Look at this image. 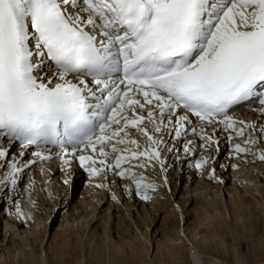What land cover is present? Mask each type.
I'll return each mask as SVG.
<instances>
[{"label": "snow or ice", "instance_id": "snow-or-ice-1", "mask_svg": "<svg viewBox=\"0 0 264 264\" xmlns=\"http://www.w3.org/2000/svg\"><path fill=\"white\" fill-rule=\"evenodd\" d=\"M52 65L54 72L40 74ZM250 100L264 112V0H0V162L9 169L0 183L15 184L21 171L15 158L8 161L13 146L59 144L58 155L77 159L92 175L99 173L90 166L97 163L120 169L117 175L131 178L147 200L155 185L133 171L145 164L121 167L140 157L164 163L162 141L141 127L146 117L137 109L148 108L154 132L167 115L177 138L188 114L244 136L255 125L240 121L237 127L228 113ZM130 126L157 147L138 150L137 141L126 138ZM259 131L264 134V125ZM201 139V147L218 144L203 130ZM255 143L249 133L234 153L250 152ZM110 152L117 154L112 164Z\"/></svg>", "mask_w": 264, "mask_h": 264}, {"label": "rangeland", "instance_id": "rangeland-1", "mask_svg": "<svg viewBox=\"0 0 264 264\" xmlns=\"http://www.w3.org/2000/svg\"><path fill=\"white\" fill-rule=\"evenodd\" d=\"M45 68H47V67H45ZM44 69H43V72L40 73L41 75L50 74V72H45ZM253 104H255V103H253ZM147 109L148 108H145L143 110L137 109L136 112L138 115H144L146 117V119L142 122L141 126H144L146 124L147 127H144V128L147 131L148 130L150 131L149 134L153 135L154 125H153L152 121L147 119ZM245 110L249 111L250 109H245ZM246 114H248V112H246ZM249 114H251V115L246 116L243 113V115L238 117V118L233 117V116L232 117L238 122L237 127L242 126L239 124L240 121H243L248 125H251V124L255 125L256 130H252V128H246L244 136L247 137L249 135V133H251L253 138L256 139V143L250 145L249 147H251L252 150L257 149L260 152H264V148L262 147V145H263L262 141L264 140V134H261L259 131L260 127L262 125H264V112L258 111V114H255V112L253 114V111H251V113H249ZM127 115H129V117H131L132 112L129 111L127 113ZM260 115H261V117L262 116L263 117L261 118ZM252 117L253 118L255 117L254 118L255 120ZM156 121H157V123L159 121L158 110H157ZM197 122H198L197 125L195 122L192 124H191V122L187 123L186 127L188 125H190V127L186 129V131L182 134V136L180 138H177L176 133H175V124L174 123L169 124L168 123V116L166 115L164 117V125H161V131L157 132L155 134L156 136L158 135V137L155 138L153 136L158 142L162 141V143H158V145L160 144V146H158L159 150L161 148L163 150L164 149L166 150V153L164 154V158L161 159L164 162L163 165H165L166 162H169L168 166H169V170L171 173L174 171V169L178 165L179 170L177 171V177L179 175L182 177L180 179H178V187L174 191L173 197H171L172 200L170 202H167V199L165 201L162 200L163 202L159 203L160 206L157 207V209H156L157 211L155 212V217H153V220L155 219L153 221L154 224L151 223L150 224L151 226L149 225V227L147 226L144 228L141 227V225H143L142 219L144 218L143 217L144 213H142V209L140 210V208H142L141 207L142 204L134 201L135 205H133L131 208H129L130 211L125 210V217H123V215L120 212L118 205H120L121 210L125 209V206L121 205V202H122L121 197H119V196L115 197L114 191H112L110 189L108 182H107V180H109L112 177V172L115 173V171H117V169L113 168V169H107L106 170V169H104V167L102 165L97 163L96 165H90V166H94L97 169H99V173L97 175H92V174H90L89 171H87L84 167H82L80 165L81 168L78 167L75 170H71V172L67 178L68 180H66V183L64 184V186L66 185L64 190H65V192H67L68 195L67 196L65 195L62 197H61V195L58 196L56 199L57 203H54L53 202L54 198L51 197V199H49L51 206H49V205H47L46 202L41 200L42 199V198H40L41 195H39V197H38V195L33 196L31 189L24 188L25 184L23 185V183L26 182V179L28 176L27 172L28 173L30 172L31 175L35 176L34 180L37 183H39L38 185L40 187L42 184H44L45 186L48 187V188L47 187L45 188V186L42 185L44 192H45L46 196L48 197V194H50V189H49L50 186L47 185V181L49 180V178L51 176L57 175V178L62 179V182H63V180H64L63 178L65 177L64 168L66 167V169H68L70 164H75V163H76L75 166H77L78 164H80V162L77 159H73L72 157L67 158V157L58 155V154H60L58 152L55 153L53 151L52 152L48 151V152L52 153L51 154L52 156L50 159H48L49 160L48 161L49 163H47L48 165L46 164V165H42V166L43 167H49V165H52V163H54L53 169H52V172L50 173V175H48L46 178H42L44 175H47V173H45L44 171L40 173V171H38L39 172V176H38V175H35L33 173V171L31 170L32 167L36 168L37 166L40 165V164H38L40 161L38 158H37L38 160L35 158L34 159L32 158L33 152L27 151L28 153L26 152V154L21 156L20 155L21 152L19 154H17V149H16L17 146L16 145L13 146L10 150L11 155L8 157V161H11L13 158H15L19 162V165L21 166V171L16 174L15 184L10 183V182L0 183V243H1L0 244V255H2V257H5V258H2V260L1 259L0 260L2 262L5 261L3 263H6V264H39V262H38L39 254L38 253L41 251V256H43L44 253L47 254V255L45 254L46 260L48 258L49 259L51 258L50 260L48 259L46 261V263L47 264H54L52 262V257H51L52 251H54V249L51 246L52 244H50L51 240H52L51 238L53 237L52 235H55L54 233L56 231L57 235L63 234V236H64V234H66V235H68V237H70L72 239L78 237L80 230L86 224L81 225L80 222H81L82 218H74V219H71V218H73L76 215V213L80 210V207H79L80 204L79 203L81 201V196H82L83 192H85L84 190L86 189V187L89 184H91L92 186L96 185V184H98V182H101V180L104 179L103 185H104V188L106 189V191L109 192V194H108V197L104 198L98 204L97 211L95 212V215L97 214V212H100V214H97V217L98 216L100 217V215L103 216L104 214H106V205L108 203L113 204V202H110L108 200L109 195L113 196L115 198L114 203H117V206H116L117 208L116 207H115L116 209L110 208L108 213H109V215H112V217L109 216V219L112 220L111 222H116L117 220L119 221V219H121V220L126 219L125 220L126 223H128V222L131 223L130 229H129L130 235L128 237L127 236L126 237L121 236L123 238L120 239V242L122 241V243H124L125 241L128 240L129 245H131V246L134 245L133 246L134 248L133 247L131 248L134 252L138 251L139 253H141V255H144V254H142V253H144V251H142L141 249H143V248L146 249L147 244H146L145 238L140 233V232H144L146 237L149 238L148 255L144 258L142 256V258H139L138 260L130 261L131 258L129 255L126 254V252L117 253L113 250L112 251L113 252L112 253V256H113L112 261L113 262H110L108 259V254H109L108 249L104 246L98 248L99 250L97 251V254H98L97 259H94L93 257H91V255L93 254L92 247L88 246L89 248H91L90 250H89V248L86 247L85 248L86 251L84 250L83 252L82 251L81 252H78V251L75 252V251L71 250V248H69L65 252V258H67V259H66V262L63 264H79V261L83 259L84 255H86L84 257L86 259L84 264H161L162 263L161 260H159V258L154 255L155 249H156L155 245L159 242V241H157V238L161 242L162 240H166V238H168V237H169L168 239L172 238L171 239L172 242L169 244H171L173 247H175L176 250L179 251V253H180L179 262L176 264H191L190 254L188 253V249L191 247V245H188L186 242H184V243L183 242L178 243V242L182 238H183L182 241H185V240L187 241L186 238L187 237L189 238L190 234L193 231L194 232L198 231L197 232L198 234L195 236L196 239L194 238L195 239L194 241H197L198 243L200 242L199 250L200 251H204V250L207 251L206 254H200L201 264H210L211 262H215L216 264H221V263L222 264L223 263L224 264H236L237 260H239L240 263H242V264H264V257L260 260L254 259L253 254H252V250H251L252 246L255 243L256 237H258V235L259 236L263 235V237H264V211L262 212L263 213L262 221L259 222V220L257 219L258 217H253L250 220H249V218H247L246 219L247 222L248 221H250V222L248 223L246 228H237L236 230H233V225L234 224L236 225V223L239 221L234 219L233 217L231 218L229 216L228 212H226L227 208L221 209V211H223V212L225 211L226 220L223 221L221 218H218V220H219L220 224L226 230H225V232H221V231L212 232L211 231L212 234L215 233L214 234L215 236H213L212 239L209 238L210 233H206V231H205L207 221L203 220V222L205 221L204 223L202 222L201 224H198V221L202 219V216L204 217V214L202 212H200V210L197 211L198 210L197 207H199V205L203 206V204H204L203 207L205 208L208 201H210L212 199L214 200L218 196L219 193L222 196V198H220L221 200H219V201L216 199L215 200L217 202H222V203L224 202V204H227L228 199L230 197H232L233 195H235L237 192L240 193V191H241L242 195L244 193L248 194V188H247L248 186L245 185L244 180H242L243 181L242 187H239V186L235 187L236 193L233 192V190H231V192L229 191L230 194L227 191L219 192L217 194L215 193L214 196L208 195V197H207L208 200H205L202 197L203 193L199 194L200 191H204V190H200V191L198 190L194 193H188L187 195H184L186 198H189V200L184 204V210L186 212H185V216H183V219L181 221V226L180 227L177 226L175 229H172L173 227H175V225L173 223H171L172 224L171 227L172 226L173 227L172 228L169 227L170 222L175 220V217H174V220H170V219H173V216H171L173 213V211L171 210L172 209L171 206H172V203H174L176 201H177V203H179V201L181 200L180 191L182 190L181 186L184 183L183 179H186L187 182L190 181V183L188 184V188L191 186V184H194L196 181H198V179H204L203 171H204L205 167L202 166L201 168H196L195 164L197 163V161H201L203 159V156H204V153L206 152V150L208 152V149L212 148V152H211V150H209V151L213 155L210 154V156H212V158L210 159V164L207 163L206 166H208V165L212 166V167H210V169L213 170V172L211 174V177H213V179H215V176H216L215 173H217L218 175H222L223 177H227L229 175H234V172H235L234 167L235 166L231 165L230 163L240 159L239 154L237 155V153H234V147L233 146L236 143L241 144L240 140L242 139L243 136H236L235 133L231 132L230 130L229 131L232 134H230L229 131H224V133H223V129L221 128V126H223V125L220 126L216 123V126H215L214 122L211 124L214 125L215 127L212 126L211 124H205L204 122H202L200 120ZM256 123H258V124H256ZM201 125H202V127H201ZM203 125H205V126H203ZM206 125H208V126H206ZM191 127H192V129L193 128L196 129L195 133L192 131ZM207 127H208V129H206ZM211 127L212 128L214 127V128L211 130ZM214 129L217 132L215 131V133H214ZM202 130L207 135H212V133H213V135L216 134L215 137H213V139L217 140L218 144L211 145L210 148L207 146L201 147V145L205 144V141L203 139H201V131ZM206 130H208V133ZM209 131H211V132L209 133ZM221 131H222V134L220 135ZM140 134L144 136L143 137L144 139H147V142L150 143V146L157 147V145H151V142L148 140V138L142 132H140L137 128H133L131 126L128 128V135L126 138L136 140L137 145L139 147H141L144 144L143 143L144 141H143V138L140 136ZM229 135L232 136L231 140L228 139ZM261 136H263V137H261ZM260 139H261V141H260ZM189 141H192L191 145H189V143H188ZM167 143H168V145H167ZM4 144H5V146H7V141H4ZM137 145H129L128 146V144H118L117 147L121 148V149L126 148V147L135 149V147L137 148ZM186 145H187V147H185ZM183 146H184V148H183ZM189 147L192 149V151L186 152L185 149L189 148ZM30 148H33V147H30ZM81 154H90V150H89V152H82ZM78 155H80V154L78 153ZM116 155H117L116 153H111V152L109 153V155L106 158L107 161H109V164H112L111 162H113L115 160ZM161 155H162V153L160 152V156ZM241 155H242L241 156L242 159H245V155H250V154L242 153ZM96 158H97V160L104 159L103 157H99L98 155L96 156ZM32 159L35 160L36 162L29 164L30 160L33 161ZM66 161H68V163H66ZM134 161H138V162H134ZM139 163H144L145 165L148 164L151 167L156 166L158 168H159L158 165H160V163L157 162L156 160L148 161L145 157H140L139 160H133L130 162L123 163L121 165V167L127 168V167H130L131 165H136ZM258 163H259V161L255 162V165H254V163H250V166H252L254 169H256ZM57 164H58V166H57ZM61 164H64V165H61ZM23 165H28V166L23 167ZM221 167H222V169H221ZM145 168L146 167H143V168L134 167V172L137 175L141 169H145ZM246 168H247V165H246ZM253 168H252V170H254ZM8 170L9 169L7 167V163L0 162V180L3 179V173L7 172ZM61 171H62V174H60V175L57 174L58 172H61ZM175 176L176 175H174V177ZM115 181H117V180L115 179ZM212 181L213 180H211V182ZM45 182H46V184H45ZM214 182L217 183V181H215V180H214ZM231 182H236V179L232 176H230V177L226 178L224 181H222L221 187L229 186ZM162 183L165 185L166 182L163 181ZM215 183H214V185H216ZM61 184L62 183H60V186H61ZM250 185H252V182H250ZM263 185H264V183H262V186ZM62 186H63V184H62ZM48 189H49V191H47ZM159 190H160V188L157 191H159ZM214 190H215V188H212L211 193L214 192ZM237 190H239V191H237ZM168 193H170V190H168ZM241 194H239V195H241ZM247 194H244V195L247 196ZM228 195H229V197H228ZM190 196H192V197H190ZM210 196H212L211 199H210ZM258 196L260 198V195H256V197H258ZM190 198H192V201H190ZM262 202L264 203V199H262ZM144 207H149V205L147 206V203H146V204H144ZM174 207H175L176 211L179 213L180 211L178 209V206L174 205ZM22 210L26 211L28 213V215H27L28 218H30V219L36 218L37 220L46 216L47 211H50V213H51L49 225H48V228L45 232V235H44V238H43L41 244H40L39 239H37V238L32 240L33 236H37V237L42 236V234L40 232V231H42V229L40 227H37L38 233H36V235L35 234L27 235L28 240L30 239L29 240L30 243L34 245V250L25 251L26 252L25 255H22V251L20 250L22 248L21 246H19V248H17L18 250H15L14 248H12L13 246L12 247L8 246L9 243H6L8 233H6L5 239L2 238L3 232H4V229H2V228H5V226L3 225V222H4L3 218L5 216L7 217L9 213H10L9 214L10 216L8 218H10L11 215L12 216H15L16 214L21 215V212H18V211H22ZM15 212H17V213H15ZM126 212H130V215H131L130 218L126 215ZM209 212L212 213L213 211L212 210L207 211V214H209ZM142 214H143V216H142ZM169 216H171L172 218L171 217L169 218ZM199 216H200V218H198ZM163 218H166L165 219L166 222H167V218H168L169 222L166 224L165 220ZM135 219H136V221H138V220L140 221L139 223L141 225L139 227L135 226V222H134ZM161 219L164 221H162ZM212 219L213 218H211V220ZM83 220H85V219H83ZM94 220H95V218H94ZM185 220L187 223H184ZM218 220L215 219V223ZM97 221L92 226H95V225H96V227L99 226V222L101 221V219L99 218V220H97ZM190 221L192 222L191 224H190ZM255 221H257L256 222L257 226L254 230H252V228H253L252 223L254 225ZM68 222L69 223L73 222L72 226L70 225L71 223L69 224ZM188 222H189V225H188ZM18 223H20V221H18ZM45 223H47V221ZM261 223H262V225H261ZM59 224H62L63 226H59L56 228V225H59ZM65 224H67V225H65ZM114 225L115 224H113L112 227H114ZM21 226H22V224L20 226L13 227V231H15V233L13 234L14 239H15V237H16V239H19V234H18L19 230H17V228L19 229V228H21ZM115 226H117V225H115ZM183 226L184 227L188 226L187 229L185 230L186 232L183 231ZM6 228H7V226H6ZM27 228H28V226H27ZM87 228H88V226H87ZM177 228H178V230H176ZM112 229H116V227H114ZM179 229H180V231H179ZM153 230L154 231L156 230V231L154 232ZM170 230H172V231H170ZM113 231H114V233H111V235H110L112 240L109 241L108 244H111L112 241L117 240V235L115 233H117V231H119L118 226H117V229L113 230ZM178 232L180 234V236H179L180 239L174 241V238H173L174 234L176 235V234H178ZM183 232H185L187 237L183 236V235H185ZM250 232H252V233H250ZM86 234H87V231H84L82 233L81 239L77 240V242L82 243V241L86 237ZM10 235H11V233H10ZM10 235H9V237H11ZM24 235H26V234H24ZM200 236L202 237L201 238L202 240L199 238ZM55 237L57 238L58 236L55 235ZM163 237H166V238L164 239ZM61 238L62 237L59 236V240ZM142 241L145 244L141 243ZM155 241H157V243ZM106 242L107 241H105V243ZM174 242H176V243H174ZM142 245H144V246H142ZM7 248H12V249H8L9 250L8 251ZM48 248H50V249H48ZM112 249H114V248L112 247ZM131 249L127 248L126 251H128V252L132 251ZM11 250H13V251H11ZM77 250H80V249H77ZM208 250L210 251L209 253H208ZM8 252H10V253L8 254ZM196 252H199V251L196 250ZM56 253H58V252H56ZM131 256H132V254H131ZM142 260H143V262H142ZM48 262H50V263H48ZM167 264H169V263H167Z\"/></svg>", "mask_w": 264, "mask_h": 264}, {"label": "bare ground", "instance_id": "bare-ground-1", "mask_svg": "<svg viewBox=\"0 0 264 264\" xmlns=\"http://www.w3.org/2000/svg\"><path fill=\"white\" fill-rule=\"evenodd\" d=\"M44 71L45 72L52 73V72H54V68L47 67V68L44 69ZM72 78H75V77H72ZM254 103L255 104L248 103V109H250L249 111L245 110L246 108H241V109L240 108H235L231 112H229L228 114L230 116L237 117V118L240 117V116H242L243 113L246 116H250L251 114H249V113H251V111H253V114H254V112H255V114H258V111L260 112L261 105L260 104L258 105L256 102H254ZM147 111H148V109H147ZM246 112H248V114H246ZM183 114H185V113L179 110V115L180 116H183ZM260 117H261V115H260ZM192 119H195V121L189 120L191 122V124L195 122L196 125H197V123H198L197 121H199V120L197 118H192ZM213 122H214V124L216 126V123L217 122L216 121H213ZM256 124H258V123H256ZM203 126H205V125H203ZM206 126H208V125H206ZM212 126H214V125H212ZM141 127L144 128V127H147V125L145 124L144 126H141ZM189 127H190V125H188L186 127V129L189 128ZM192 127H191V129H192ZM201 127H202V125H201ZM213 128L211 127V130ZM221 128L223 129V133H224V131H225L224 130V127L221 126ZM206 129H208V127ZM206 131L208 133V130H206ZM149 132L150 131L148 130V133ZM210 132L211 131H209V133ZM156 133L157 132H154L153 133V136L155 138L158 137V135L157 136L155 135ZM221 134H222V131H221L220 135ZM230 134H232V133L230 132ZM212 135H213V133H212ZM215 135H213V137H215ZM140 136L142 138L144 137L141 134H140ZM261 137H263V136H261ZM245 138H246V136H243L242 139L240 140L242 146H245L244 145ZM143 141H144L143 142L144 144L141 147L138 148V150H140V151H143L145 148L150 147V143L147 142V139H144L143 138ZM260 141H261V139H260ZM262 144H263L262 147L264 148V140L262 141ZM167 145H168V143H167ZM16 146H17V148H16L17 149V154H19L22 151L25 154H26L27 151L28 152L32 151L33 152L32 154H34L37 151H40V152H42L43 155L50 156V157L52 156L51 155L52 154L51 153L52 152L51 151L52 149L49 150L46 147H40L39 146V147H34V148L22 149L19 145H16ZM158 146H160V144ZM185 147H187V145ZM183 148H184V146H183ZM136 149L137 148L135 147V149H133V150H136ZM209 150H211V152H212V148L211 149H208V152L206 150L207 153L205 152L204 153V156H203V159L204 158L207 159V162L203 165L205 167V169L203 171L204 179H198V181H196L194 184H191V186L189 188H188V184L190 183V181L187 182L186 179H183L184 183L181 186L182 187V190L180 191V195H181V200L180 201L181 202L179 201V203H177V201H176V202L172 203V206H171L172 209L171 210L173 211V213H172L171 216H173V219H170V220H174V217H175V220L172 221V222H170V226L169 227L170 228L173 227V226L171 227V225H172L171 223H173L175 225V227H173L172 229H175L177 226H179V227L181 226V221L183 219V216H185V212H186L184 210V204L189 200V198H186L184 195H187L188 193H194V192H196L198 190L199 191L200 190H204V191H200L199 194H202L203 193L202 197L205 200H208V198H207L208 195H213L214 196L215 193L217 194L219 192H224V191H227L229 193V191L231 192V190H233V192L236 193L235 187L236 186L242 187V185H243L242 184V182H243L242 180H244L245 185L248 186L247 188H248V194L249 195L247 193H244V194H247V196L244 195V194L242 195L241 194V191H240V193L237 192L235 195H233L232 197H230L228 199V201H227L228 203L227 204H224V202L222 203V202H217L216 201V200L219 201V200H221L220 198H222V196L219 193L218 196L215 198L216 200L215 199L214 200L213 199L210 200L211 197H212V196H210V199H209L210 201H208V203L206 202L207 205H206L205 208L203 207L204 204H203V206L199 205V207H197V209H198L197 211L200 210V212H202L204 214V217L202 216V219L198 221V224H201L203 222V220H206L207 221L205 231H206V233H210L209 238L212 239V237L215 236L214 235L215 233L212 234V232H219V231L225 232V230H226L220 224V222L218 220V218H221L223 221L226 220V218H225V211L223 212V211H221V209L227 208V211L226 212H228L229 216L231 218L233 217L234 219H236V220L239 221V222L236 223V225L235 224L233 225V230H236L237 228H246V226L250 222V221L247 222V220H246L247 218H249V220H250L253 217H258L257 219L259 220V222L262 221V216H263V213L262 212L264 211V203L262 202V199H264V185L262 186V183H264V173H263L264 172V160H261L259 158L260 151H258L257 149H253L250 152H244V154H250V155H245V159H242V157H241L242 156L241 155L242 153H238L239 156H240V159H238V160L230 163L231 165L235 166L234 167L235 168L234 169V171H235L234 172V175H229L227 177H223L222 175H218L217 173H215V175L217 177L215 176V179H213V177H211V174H212L213 170L210 169V167H212V166H210V165L206 166L207 163L210 164V159L212 158V156H210V154H212V153H210ZM48 151H51V152H48ZM159 151L162 153V155L160 156V158L163 159L164 158V154L166 153V150L165 149L163 150L161 148ZM53 152H55V151H53ZM32 158L33 159L34 158L37 159L34 155L32 156ZM73 159H75V158H73ZM39 160L40 161H39L38 164H40V165L37 166L38 168L37 167L36 168H33L32 167L31 170L33 171V173L35 175H38V176H39V172L38 171H40V173L44 171L45 173H47V175H44L42 178H46L52 172L53 164L54 163H52V165H49V167H43L42 165H46L47 163H49L48 162L49 160L48 159H46V160L39 159ZM258 161H259V163L257 164L256 169H254L252 166H250V163H254V165H255V162H258ZM107 162L109 163V161H107ZM113 162H111V163H113ZM134 162H138V161H134ZM168 164H169V162H166L165 165H161L160 164V165H158L159 168L156 167V166L155 167H151L150 165L146 164L145 165L146 168L145 169H141L140 172L137 174V177H139V176L142 175L144 177L146 183H150V184L155 185V189L154 190L150 189L148 191V195H149L150 199H147V200L142 199L141 195H138L137 194L136 186L133 183V181H132L131 178H129L127 176L121 177V176L117 175V173L120 171V169H117V171H115V173L112 172V177L109 180H107L110 189L112 191H114L115 197L116 196L121 197V201H122L121 202V205H124L125 206V209H122L121 210L120 205H118V207L120 209V212L123 215V217H125V210L130 211L129 208H131L133 205H135L134 204V201H136L137 203L142 204V206H141L142 208H140V210L142 209V213H144V216L142 214V216L144 217V218L142 217L143 218L142 219L143 225H141L139 223L140 222L139 220L136 221V219H135L134 220L135 226L139 227L141 225V227H143V228L144 227H147V226L149 227V225L151 223H153V221L155 220V219L153 220V217H155V212L157 211L156 210L157 207L160 206L159 203H162L166 199H167V202H170L172 200L171 197H173V193L176 190V188L178 187V179H180L182 176L179 175L177 177V171L179 170L178 165L174 169V171L171 173L170 170H169ZM61 165H64V164H61ZM75 165H76V163L75 164H70L69 167H68V169H66V167L64 168L65 177L63 178L64 179L63 182H62V179L57 178V175L56 176H51L49 178V180L47 181V185L50 186V188H49L50 189V194H48V197L46 196V194L44 192V189L42 187V185H44V184H42L41 187H40L38 185L39 183H37L34 180V177L35 176L34 175H31L30 172H29L30 174L27 172L28 176H27L26 182L23 183V185L25 184L24 188L31 189V192L33 193V196L34 195L35 196L38 195V197H39V195H41V197H40V198H42L41 200L44 201V202H46L47 205L51 206V204L49 202V199H51V197L54 198L53 199V202L54 203H57L56 202V199H57L58 196L61 195V197H62V196H65V195L67 196L68 195L67 192H65V190H64L65 189V186H66V185L64 186V184L66 183V180H68L67 178H68V175L70 174L71 170H75L78 167H80V164H78L77 166H75ZM246 165H247V168H246ZM57 166H58V164H57ZM252 168L254 170H252ZM221 169H222V167H221ZM133 171H134V168H133ZM57 174H59V175L62 174V171L61 172H58ZM174 175H176V176L174 177ZM230 176L234 177L236 179V182H231L230 185L228 184L229 186L221 187L222 181H224L226 178H228ZM115 179L117 181H115ZM211 180H213V181L211 182ZM214 180L217 181V183H215ZM103 181H104V179H102L101 182H98V184H96V185H93L92 186L91 184H89L86 187V189L84 190L85 192H83V194L81 196V201L79 203L80 204V206H79L80 207V210L76 213V215L73 218H71V219H74V218H82L81 219V222H80L81 225L86 224L80 230V233H79L78 237L72 239V238L68 237V235H66V234H64V236H63V234L57 235L56 231H55L54 234L56 236H58V237L56 238L55 235H52L53 237L51 238L52 240H51V243L50 244H52L51 246L54 249V251H52V255L53 256L51 255L52 262L54 264H63V263L66 262V259L67 258H65V252L69 248H71V250H73L75 252H77V251L78 252H81V251L83 252L84 250L86 251V249H85L86 247L87 248L92 247L93 254L91 255V257H93L94 259H97V255H98L97 254V251L99 250L98 248L104 246V247H106L108 249V252H109L108 259H109L110 262H113L112 261L113 260V256H112V253H113L112 251L113 250L115 252H117V253L126 252V254L129 255L130 258H131L130 261L138 260L139 258H142V256L144 258V257H146L148 255V252H149L148 251V244H149L148 241H149V238L146 237V235H145L144 232H140L141 235L145 238L146 244H147L146 245L147 246L146 249L145 248L141 249L142 251H144V253H142L144 255H141V253H139L138 251L134 252L131 249L134 245H132V246L129 245V243H128L129 241L128 240L125 241L124 243H122V241L120 242V239L123 238L121 236H124V237L127 236L128 237L130 235L129 234V229H130L131 223L130 222L126 223V221H125L126 219L125 218H124L125 220L119 219V221L117 220L116 222H111L112 220L109 219V216L112 217V215H109L108 211L110 210V208H115L117 206V203H114L115 198L113 196L109 195V199L108 200L110 202H113V204H109L108 203L106 205V214H104L103 216L100 215V217L99 216L97 217V214H100V212H97V214L95 215V212L97 211L98 204L104 198L108 197V194H109V192L106 191V189L104 188ZM163 181L166 182L165 185L162 183ZM250 182H252V185H250ZM60 183H62L63 186H62V184L60 186ZM214 183L216 185H214ZM45 184H46V182H45ZM98 185H103V186H98ZM46 187L47 186H45V188ZM159 188H160V190L157 191ZM212 188H215V190H214V192L211 193V189ZM49 189L47 191H49ZM168 190H170V193H168ZM237 191H239V190H237ZM239 194H241V195H239ZM256 195H260V198H259V196L256 197ZM190 197H192V196H190ZM228 197H229V195H228ZM190 201H192V198H190ZM146 203H147V206L149 205L150 208L149 207H144V204H146ZM174 205L178 206V209L180 211L179 213L176 211ZM210 210H212L213 212L212 213L209 212V214H207V211H210ZM18 212H21V215H17V214H16L17 216L16 215L15 216H12L11 215V217L8 218L10 216L9 215L10 213L8 212L9 213L8 216L7 217L5 216L3 218V221H4L3 222V225L5 226V228L7 226V228L6 229L5 228H2V229H4L3 237L2 238L5 239V235H6V233H8V237L6 239L7 240L6 243H9L8 246L9 247L10 246L11 247L13 246L12 248H14L15 250H18L17 248H19V246H21L22 248L20 247L21 248L20 250L22 251V255H25V253H26L25 251H27V250H30V251L31 250H34V245L30 243V241H29L30 239L28 240V236L27 235H29V234H35L36 235V233H38L37 227H40L42 229V231H40L41 234H42V236L41 235H40L41 237H39V236L38 237L37 236H33L32 237V240H34V239L37 238V239H39L40 244H41V242H42V240L44 238L45 232H46V230L48 228V225H49V220H50V214L51 213H50V211H47L46 216L43 215L44 216L43 218H40V219L37 220L36 218H33V219L28 218V216H27L28 213L26 211H23L22 210V211H18ZM15 213H17V212H15ZM126 215L129 218L131 217L130 212H126ZM171 216H169V218ZM94 218H95V220H94ZM99 218L101 219V221L99 222V226H97V227H96V225L95 226H92L93 224H95V222L97 220H99ZM198 218H200V216ZM211 218H213L214 220L213 219L211 220ZM83 219H85V220H83ZM163 219L165 220L166 218H163ZM215 219L218 220L216 223H215ZM164 220H162V221H164ZM18 221H20V223H18ZM46 221H47V223H45ZM168 222L169 221H168V218H167V222L165 220V223L167 224ZM256 222L257 221H255V223H254L255 226L252 223V226H253L252 230H254L256 228V226H257ZM70 223L69 224L72 226V223L73 222H70ZM184 223H187L186 220H185ZM191 223L192 222L190 221V224ZM21 224H22L21 228H19V229L17 228V230H19V233H18L19 234V239H16V237L14 239L13 238V234L15 233V231H13V227L20 226ZM113 224L117 225L118 228H119V231H117V233H115L117 235V240L116 241L114 240V241L111 242V244H108L109 241L112 240L111 239V236H110L111 233H114L113 230H116L117 229V226H115V225H114V227H116V229H112V228H114V227H112ZM65 225H67V224H65ZM188 225H189V222H188ZM261 225H262V223H261ZM27 226H28V228H27ZM59 226H63V225L62 224L56 225V228L59 227ZM87 226H88V228H87ZM187 227H184L183 226V231H185L187 229ZM176 230H178V228ZM84 231H87L86 237L82 241V243H78L77 240L81 239L82 233ZM170 231H172V230H170ZM179 231H180V229H179ZM185 232H183V233L185 234ZM197 232H194L193 231L190 234V237L189 238L186 236V234L183 235L184 237L185 236L187 237L186 238L187 241L186 240L185 241H182L183 238L180 239L179 232H178L179 235L178 234H176V235L174 234V237H173L174 238V241L180 239V241L178 243H182V242L184 243V242H186L188 245H191V247L188 249V253L190 254L191 264H201L200 254H206L207 253L206 250H204V251H200L199 250L200 242L198 243L197 241H194L196 239L195 236L198 234ZM10 233H11V235H10ZM250 233H252V232H250ZM24 234H26V235H24ZM9 235L11 237H9ZM59 236L62 237L60 240H59ZM201 236L199 237L200 239L203 237V236L202 237ZM163 238L165 239L166 237H163ZM168 238H166V240H162L161 242L157 238V241H159V242L157 243V241H155L157 244L155 245L156 249H155V254L154 255L156 257H158L159 260H161V262H162L161 264H167V263H169V264H176V263L179 262V255H180V253H179V251L176 250L175 247H173L171 244H169V243L172 242V240H171L172 238L171 239H168ZM105 241H107V242L105 243ZM141 243H144V242L142 241ZM174 243H176V242H174ZM142 246H144V245H142ZM112 247L114 249H112ZM12 248H7V250L8 249H12ZM127 248L128 249H131L133 252L132 251H129V252L126 251ZM48 249H50V248H48ZM77 249H80V250H77ZM90 249L91 248H89V250ZM13 250H11V251H13ZM196 250L199 251V252H196ZM251 250H252V254H253L254 259L260 260V259H262L264 257V237H263V235H260V236L258 235V237H256L255 243L252 246V249ZM56 252H58V253H56ZM209 252L210 251L208 250V253ZM9 253L10 252H8V254ZM38 254H39V260H38L39 264H47L46 261L49 258L46 260V256H45L46 253H44V255L41 256V251H40ZM131 254H132V256H131ZM0 256H1L0 257L1 260H2V258H5V257H2V255H0ZM85 256L86 255H84V257ZM84 257H83L82 260L79 261V264H84V262L86 261V259ZM1 260H0V264H6V263H3L5 261L2 262ZM142 262H143V260H142ZM48 263H50V262H48ZM210 264H216V263L215 262H211ZM236 264H242V263H240V261L237 260L236 261Z\"/></svg>", "mask_w": 264, "mask_h": 264}]
</instances>
